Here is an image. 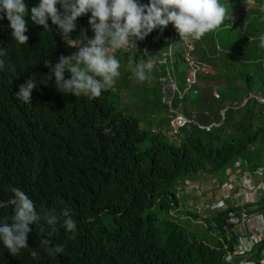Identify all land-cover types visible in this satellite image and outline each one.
<instances>
[{
    "label": "trees",
    "instance_id": "obj_1",
    "mask_svg": "<svg viewBox=\"0 0 264 264\" xmlns=\"http://www.w3.org/2000/svg\"><path fill=\"white\" fill-rule=\"evenodd\" d=\"M244 1L220 3L230 16ZM22 2L26 44L15 42L9 21L0 19V48L7 52L0 57L6 65L0 71V201L13 198L9 187H17L42 218L29 225V247L18 255H10L0 242V264H227L224 256L235 242L227 237L229 211H205L201 217L197 208L180 210L177 191L186 180L210 176L222 183L225 171L237 162L252 169L264 165V105L250 98L259 94L264 99L260 39L241 41L232 18L226 19L193 41L194 63L208 65L212 72L200 71L185 89L183 41L172 24L157 27L147 35L148 55L117 53L120 76L112 88L96 98L74 96L57 91L54 76L47 85L41 80L61 55L76 49L50 19L49 29L32 22L31 9L39 0ZM90 15L77 18L72 39L81 30L93 37ZM148 57L155 63L165 58L166 63L155 64L141 82L129 70V60L140 63ZM176 67L181 77L173 110L202 124H208L201 121L205 114L219 118L224 110L219 126L206 131L191 124L179 129L178 138L165 134L172 116L165 103L169 91L161 80ZM29 77H35L37 87L26 104L15 93ZM65 78L70 74L65 72ZM64 208L71 209L77 222L74 239L60 224L53 232L43 219L50 210L59 214ZM12 213L11 205L0 208V221L10 220ZM196 219L204 233L185 224ZM43 240L48 247L63 245L64 253L49 256ZM33 249L38 259L29 254Z\"/></svg>",
    "mask_w": 264,
    "mask_h": 264
},
{
    "label": "clouds",
    "instance_id": "obj_2",
    "mask_svg": "<svg viewBox=\"0 0 264 264\" xmlns=\"http://www.w3.org/2000/svg\"><path fill=\"white\" fill-rule=\"evenodd\" d=\"M57 4L61 5V9L56 7ZM25 11L26 5L22 0H0V12L4 13L0 19L6 18L9 21L11 35L20 45L28 41V37L24 34L27 31L26 21L23 18ZM89 12L91 15L88 24L94 33L93 37L87 38L84 30H81L80 36L72 39L71 35L76 28L75 21ZM229 18L227 9L220 0H149L147 4H138L136 0H39L38 6L31 9L32 22L49 29L50 19L52 25L59 29V35L66 44L76 49L70 55H61L59 62L54 67H50L49 74L43 77L41 83L47 85L54 76L56 89L60 93L99 97L102 91L112 88L120 76L117 53H125L121 49H136V40H143L145 37L147 39V35L153 29L157 27L163 29L170 27L171 24L184 44L183 56L188 60L186 77L195 69V83V75L203 71L206 65L194 63L195 59L190 55L193 41H198L206 33L216 30ZM259 39L261 47H264V35ZM172 42L171 39L170 45ZM6 54V50L0 48V57ZM148 54L149 48L144 55ZM162 60L166 63L165 58L156 63L151 57L140 63H134L130 59L128 67L135 78L143 82L149 78L148 74L155 64L158 66L163 64L159 63ZM5 67V61L0 59V71H4ZM65 72L70 74V78H65ZM167 72L177 86L172 71ZM186 77L184 87L188 89L190 87L186 84ZM36 87L35 77H29L25 84L19 86L15 98L27 104L31 99L32 90ZM257 172L264 173V169H258ZM9 191L13 193V198L7 202L0 201V208L11 205L13 213L10 220L5 218L0 221V242L10 255L16 256L22 249L29 247L27 244V237L31 231L29 225L38 222L42 217L37 213L34 202L24 191L11 186ZM43 219L51 226L53 232L56 230V225L60 224L67 233L71 234L70 238H75L78 230L77 222L73 219L70 208L62 209L59 214L54 209L50 210ZM42 244L45 245L44 250L49 256L55 257L65 251L63 245L48 247V240H43ZM29 254L34 259L39 258L38 252L34 249Z\"/></svg>",
    "mask_w": 264,
    "mask_h": 264
},
{
    "label": "built area",
    "instance_id": "obj_3",
    "mask_svg": "<svg viewBox=\"0 0 264 264\" xmlns=\"http://www.w3.org/2000/svg\"><path fill=\"white\" fill-rule=\"evenodd\" d=\"M148 48V41L145 37L143 40H136V49L121 50L127 54L138 52L144 55ZM159 63H165V60ZM195 72L193 69L186 77L188 87L194 84ZM166 77L167 79L162 80L161 83L169 91L165 99L168 111L172 116L171 127L167 132L169 136L178 138L179 129L191 124L197 125L201 130L208 131L223 122L224 114L221 112L219 123L214 122L204 126L195 122L193 118H188L179 111L173 110L171 103L178 90L168 72ZM250 98L264 105V99L259 94L250 95ZM245 103L246 101H243L242 105ZM258 169H264V165H257L252 169L246 163L237 162L225 171V180L222 183L214 177H208V180L205 177L202 182L201 179L186 180L178 185V190L186 191L188 196L194 197L195 201L201 203L203 210L199 207L197 210L199 214L210 210L229 211L228 223L231 230L227 233V237L228 240L234 238L235 242L231 250L224 256L227 264H256L254 262L256 259L259 264H264V173L258 174ZM192 193L194 194L191 195Z\"/></svg>",
    "mask_w": 264,
    "mask_h": 264
},
{
    "label": "crops",
    "instance_id": "obj_4",
    "mask_svg": "<svg viewBox=\"0 0 264 264\" xmlns=\"http://www.w3.org/2000/svg\"><path fill=\"white\" fill-rule=\"evenodd\" d=\"M235 26L234 33H238L240 40L253 42L264 35V0H247L230 13ZM207 65L204 72H212ZM192 202V201H190Z\"/></svg>",
    "mask_w": 264,
    "mask_h": 264
},
{
    "label": "rangeland",
    "instance_id": "obj_5",
    "mask_svg": "<svg viewBox=\"0 0 264 264\" xmlns=\"http://www.w3.org/2000/svg\"><path fill=\"white\" fill-rule=\"evenodd\" d=\"M90 26V25H89ZM120 61H122V62H124V57H120ZM177 69H178V67H176L175 68V71H176V73H175V71L173 70L172 71V76H173V79H176V83H178V80H179V77H181V74H178V75H176L177 74ZM180 113H182L181 111H180ZM221 113H223L224 114V110H222L221 111ZM183 114V113H182ZM220 118V117H219ZM218 118V116H217V114L215 115V114H205V116H202L201 117V121L202 122H204V123H214V122H216V121H220V119ZM217 119V120H216ZM202 124V123H201ZM140 125L141 126H143V123L141 122L140 123ZM164 132H165V134L167 135V132H168V130H163ZM179 133V132H178ZM169 137H174V136H168V138ZM180 137H181V135H180ZM210 177V176H209ZM207 180H208V178H207ZM201 182H202V180H201ZM194 193H192L191 195H193ZM177 198H178V200L180 201V210H183V208L184 209H186V208H188V207H192L194 210L197 208V210H198V208L200 207L201 208V203L200 202H198L197 200L195 201L194 200V197H192L191 199L189 198V196H188V193L186 192V191H184V190H178L177 191ZM192 200V202H190ZM198 200H201V199H198ZM202 201V200H201ZM204 201H205V198H204ZM195 202H198V203H195ZM202 209V208H201ZM203 210V209H202ZM205 214H210V212H206ZM201 217H203V214H201ZM197 221L196 222H187V223H185L187 226H189L191 229H193V231L195 232V231H201V232H203L204 233V229H203V227H202V225L201 224H199L198 223V221H199V219H196ZM180 222H182V221H180ZM183 223V222H182Z\"/></svg>",
    "mask_w": 264,
    "mask_h": 264
}]
</instances>
